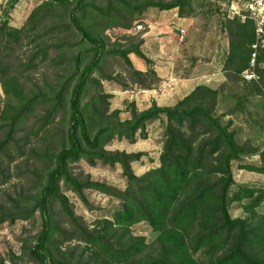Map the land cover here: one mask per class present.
<instances>
[{
  "label": "trees",
  "instance_id": "16d2710c",
  "mask_svg": "<svg viewBox=\"0 0 264 264\" xmlns=\"http://www.w3.org/2000/svg\"><path fill=\"white\" fill-rule=\"evenodd\" d=\"M19 1L9 2L0 21V86L7 98L0 116L6 134L0 142V157L14 143L16 131L40 105L46 107L49 117L65 111L68 120L61 148L50 154L52 168L44 177L34 209L0 213V225L30 219L36 212L40 213L43 227L31 250L38 264H60L54 247L56 250L67 232L54 220L56 204L75 229H79L78 237H71L83 242L84 251L89 252L79 258L72 254L69 261L73 264H264V255L255 254L257 251L264 254V217L258 220L257 214V209L264 204V188L237 187L232 192L236 186L232 164L243 163L246 153L234 133L215 115L219 92L201 85L174 107H160L153 101L150 109L139 111L132 104L131 119L121 121L116 112L106 117L105 126L94 131L92 124L106 116L103 110L110 97L98 92L86 102L85 94L93 83L101 86L100 81L94 79L96 74L101 80H108L102 67L104 59L120 56L133 70L129 58L132 53L150 67L153 62L139 48L124 52L108 50L102 32L95 31L96 24L89 23L109 19L115 22L118 17L112 1L101 7L87 0H49L32 13L23 29L17 30L10 22L11 11ZM192 1L146 0L138 7V12L149 8L178 9L182 17L184 10L191 8ZM119 3L131 7L128 0H119ZM44 7L69 11L65 28L80 39L67 49L62 44L54 47L60 55L72 53L67 74L59 75L55 82L28 95L10 58L13 49L23 42V36L36 31L38 15ZM231 26L234 32L229 44L228 65L234 68L236 75H241L250 67L252 45L256 41L255 27L253 22L241 23L239 19H234ZM48 49L44 52L45 59ZM261 64H264V49H260L257 57V67ZM28 67L26 65L25 69ZM134 74L143 75L137 71ZM149 74L155 73L149 69ZM163 118L167 119V126L159 168L137 176L132 164L139 161L142 154L106 149L116 137L134 142L140 132L146 138L147 124ZM81 160L93 167L98 162L120 165L127 188L120 190L89 177L80 180L71 166ZM241 169L264 174V167L242 165ZM63 185L86 205L89 203L84 191L95 190L120 201V208L112 218L100 221L95 231L87 232L78 224L68 198L62 194ZM235 203L241 204L248 219L231 217L229 206ZM141 223H146L156 235L153 243L148 244L145 237L133 234V227Z\"/></svg>",
  "mask_w": 264,
  "mask_h": 264
},
{
  "label": "rangeland",
  "instance_id": "374dc122",
  "mask_svg": "<svg viewBox=\"0 0 264 264\" xmlns=\"http://www.w3.org/2000/svg\"><path fill=\"white\" fill-rule=\"evenodd\" d=\"M10 1L0 0V21L2 11L8 7ZM47 1L49 0H20L11 11V27L23 29L32 13ZM87 1L101 7L112 1L113 11L118 17L115 22L110 19L105 22H89L96 24L98 29L94 28L95 31L102 32L100 34L108 50L124 52L139 48L153 62L150 67L135 54H130V60L137 62L139 59L145 64L146 70L141 72L138 65L131 61L133 70L120 56L111 55L104 59L102 67L108 80H101L99 74H96L94 79L100 81L101 86L95 82L85 94L86 102L98 92L110 97L107 100L108 109L105 106L103 110L106 116L96 119L92 130L105 126L106 117H111L116 112H119L121 121L131 119V105L135 104L136 108L140 109L133 98L140 90L159 89L163 82L165 87L169 88L167 84L171 86L173 83L172 85L178 88V94L170 103L175 106L198 86H207L220 94L215 115L234 133L237 143L246 153L242 158L243 163L232 164L236 185L232 192L236 191L237 187L264 188V174L241 169L242 165L264 167V64L256 68L259 76L257 82H247L242 74L236 75L234 68L228 65L229 44L234 32L231 22L238 19L231 15L234 1L193 0L191 8L187 7L182 17L178 9L161 11L149 8L138 12V7L146 0H128L131 7L127 8L120 4L119 0ZM153 1L168 3L173 0ZM173 14L177 16L171 20ZM68 15L69 11L63 8L50 10L44 7L39 12L36 31L27 32L23 36V42L13 49L10 59L14 71L22 78L28 95L55 82L59 75L67 74L72 53L60 55L54 47L62 44L65 45L64 49H67L80 39L74 32L66 30ZM182 29L186 32L183 40L180 37ZM47 49L49 54L45 59L44 52H47ZM26 65H29L27 69ZM157 65L159 72H156ZM149 69L155 74H149ZM135 71L143 75L137 76ZM159 73L163 78L159 77ZM171 77L176 80H171ZM6 100L0 86V116ZM93 111L94 109L91 110L90 116ZM67 120L65 111L49 117L46 107L40 105L27 123L16 131L14 143L0 157V213L34 209L44 177L52 168L50 154L57 152L63 144ZM166 126V118L150 122L146 127V138H143L140 132L134 142L116 137L106 149L111 152L142 154L141 159L132 164V168L137 176H143L160 167ZM5 137L4 127L0 123V142ZM71 167L74 175L80 180L89 177L94 182L105 183L120 190L127 188V180L118 164L110 166L98 162L93 167L81 160ZM61 191L68 198L70 209L78 219V224L87 232L95 231L100 221L112 218L121 205L117 199L95 190L84 191L88 205L66 186L63 185ZM229 212L233 219L249 217L238 203L230 204ZM53 213L55 222L67 232V235L59 240L56 250L54 247L58 263L73 264L69 261L72 254L77 258L81 254L87 256L89 252L84 251L86 245L76 238L79 229H75L58 204L54 206ZM257 214L258 220L264 217V204L257 209ZM42 227L39 212L30 219L2 223L0 264H38L32 257L31 250L37 244ZM133 234L136 237H145L148 244L153 243L156 238L146 223L134 226ZM255 254L259 257L264 255L259 251Z\"/></svg>",
  "mask_w": 264,
  "mask_h": 264
},
{
  "label": "built area",
  "instance_id": "2783aa9c",
  "mask_svg": "<svg viewBox=\"0 0 264 264\" xmlns=\"http://www.w3.org/2000/svg\"><path fill=\"white\" fill-rule=\"evenodd\" d=\"M231 15L238 18L241 23L251 21L255 27L256 41L252 45V56L250 67L244 71L242 77L246 81L257 82L259 79L256 73L257 57L260 49L264 48V0H233ZM186 32L180 31V37L183 40ZM264 102V98H263Z\"/></svg>",
  "mask_w": 264,
  "mask_h": 264
},
{
  "label": "crops",
  "instance_id": "0c3cea01",
  "mask_svg": "<svg viewBox=\"0 0 264 264\" xmlns=\"http://www.w3.org/2000/svg\"><path fill=\"white\" fill-rule=\"evenodd\" d=\"M175 16L177 15L173 14L171 20H174ZM133 64H135L136 66L138 65L139 71L145 72L146 67L145 64H143L142 60L138 59V61L133 62ZM156 67V72H159L160 68L158 67V65ZM159 77L163 78L160 73ZM170 79L173 81L176 80L174 77H171ZM172 84L171 86L170 84H167L169 86V88H167L165 87V82H163V85L159 89L140 90L138 93H135L133 95V98H135L136 104L140 108L139 110L145 111L150 109L152 107L153 101L156 102L160 107L174 106V103L171 104L170 102L172 101V98L178 94V88L174 87Z\"/></svg>",
  "mask_w": 264,
  "mask_h": 264
}]
</instances>
